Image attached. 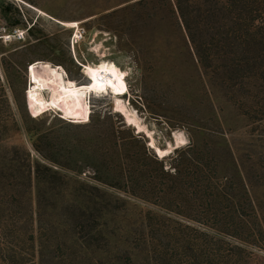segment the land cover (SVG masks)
Instances as JSON below:
<instances>
[{
	"label": "rangeland",
	"instance_id": "rangeland-1",
	"mask_svg": "<svg viewBox=\"0 0 264 264\" xmlns=\"http://www.w3.org/2000/svg\"><path fill=\"white\" fill-rule=\"evenodd\" d=\"M233 1L235 10L261 8L249 16L264 22V0ZM73 21L84 30L75 42ZM239 24L198 28L202 64L168 0H0V183L23 186L28 199L36 182L63 184V196L45 197L58 202L86 188L109 209L111 246L169 238L159 223L177 221L213 239L226 264H247L246 254L264 264V58L254 60L260 49L241 41ZM235 38L246 49L235 53ZM102 60L126 71L122 99L155 145L170 149L164 158L115 111L112 93L88 94L77 115L37 105L42 64L81 84L84 65Z\"/></svg>",
	"mask_w": 264,
	"mask_h": 264
},
{
	"label": "trees",
	"instance_id": "trees-1",
	"mask_svg": "<svg viewBox=\"0 0 264 264\" xmlns=\"http://www.w3.org/2000/svg\"><path fill=\"white\" fill-rule=\"evenodd\" d=\"M226 1L168 0L177 10L202 64L204 57L196 35L198 28L209 21L218 25L219 21L224 22L228 18L233 20V25H237L246 13L248 16L244 24H239L245 29V35L240 39L251 45L252 50L260 49L254 60L264 58V22L249 16V13L261 8L235 10V1ZM225 11L233 13V18L225 15ZM236 43L235 38V53L246 49L242 43L235 46ZM234 62L233 68L241 69L240 61ZM260 67H264V62ZM46 169L60 179L65 175L62 170ZM28 191L34 194L33 198L22 195L27 193L23 186L0 183V264H226L229 261L227 256L220 255L221 252L213 253L215 241L208 239V235L177 221L169 226L159 223L163 229L173 232L174 235L169 238L165 233L163 238L150 236L149 245L111 246V241L118 242V236L105 230L109 209L103 201L93 200L92 195L89 196L91 191L75 187L69 194L70 201L59 202L45 201V197L47 194L63 196L66 193L63 184L40 186L36 182ZM48 208L57 211L58 215L46 216ZM253 256L246 254L247 264H256Z\"/></svg>",
	"mask_w": 264,
	"mask_h": 264
},
{
	"label": "bare ground",
	"instance_id": "bare-ground-1",
	"mask_svg": "<svg viewBox=\"0 0 264 264\" xmlns=\"http://www.w3.org/2000/svg\"><path fill=\"white\" fill-rule=\"evenodd\" d=\"M28 5L31 6L29 3ZM73 25L78 26V22H71L70 27ZM82 73L87 78V82L79 84L68 76L67 70L62 66L51 62L42 64L39 67L41 80L34 92L37 105H58L61 112L77 115L87 109L88 94L95 96L102 95L104 92L112 93L115 97V111L125 115L128 125L135 127L139 132H146L147 137H151L150 147L154 148L160 157L164 158L170 152V149H161L155 145L152 138L154 136H151V132L147 131L144 123H140L135 112L122 99L123 96L129 94L125 70L111 62L102 60L99 64L84 65ZM46 90L49 91V97H45ZM175 138L178 142L184 140L182 136L178 135Z\"/></svg>",
	"mask_w": 264,
	"mask_h": 264
},
{
	"label": "built area",
	"instance_id": "built-area-1",
	"mask_svg": "<svg viewBox=\"0 0 264 264\" xmlns=\"http://www.w3.org/2000/svg\"><path fill=\"white\" fill-rule=\"evenodd\" d=\"M77 27V26H76ZM83 31L84 30H81L79 27H77V29H76V31H75V33H74V36H73V42H75V41H78V39L80 38V37H82V35H83ZM16 37H18L19 39L20 38H23L24 37V33L23 32H21V31H16Z\"/></svg>",
	"mask_w": 264,
	"mask_h": 264
},
{
	"label": "snow or ice",
	"instance_id": "snow-or-ice-1",
	"mask_svg": "<svg viewBox=\"0 0 264 264\" xmlns=\"http://www.w3.org/2000/svg\"><path fill=\"white\" fill-rule=\"evenodd\" d=\"M72 27H75L74 25Z\"/></svg>",
	"mask_w": 264,
	"mask_h": 264
}]
</instances>
